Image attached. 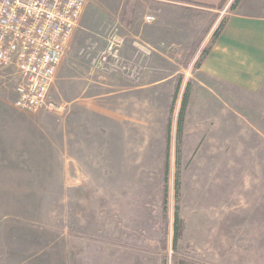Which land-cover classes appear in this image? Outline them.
Returning a JSON list of instances; mask_svg holds the SVG:
<instances>
[{
	"label": "crops",
	"instance_id": "obj_1",
	"mask_svg": "<svg viewBox=\"0 0 264 264\" xmlns=\"http://www.w3.org/2000/svg\"><path fill=\"white\" fill-rule=\"evenodd\" d=\"M148 1L156 6L150 7L156 23L142 24L140 34L129 33L124 39L129 48L125 57H130L126 61L140 70L139 78L133 81L117 74L111 81L107 77L111 72L88 62L87 67H81L80 57L101 54L88 46L87 18L82 13L56 71L63 90L69 84L76 86L77 95L67 104L75 103L77 118L32 116L14 106L12 85H0L1 191L14 188L12 183H19L20 189H37L38 184L49 182L47 175L56 173L66 191L62 204L70 199L77 205L93 204L100 183H70L69 174L81 170L71 167L68 159L93 158L100 152L101 129L92 106L97 86L107 85L109 96L124 97L127 108L137 106L142 131L148 129L150 109L159 111L165 146L164 117L169 113L178 71L165 74L163 57H182L181 49L196 38V31L184 36V22L176 19L214 13L226 0ZM81 93L85 94L84 103L78 100ZM169 142L168 171L173 168L176 173L178 167L180 192L194 205L203 206L205 221L219 216L218 208L223 221L228 220L234 215L231 207H236V230L215 233L206 243L212 247L215 238L222 252L224 246L231 247L229 254L235 258L229 257L230 264H264V0H239L222 20L190 78L180 81L172 106ZM54 158L59 159L56 166L52 165ZM87 172L96 173L97 169L92 166ZM73 189H77L76 195Z\"/></svg>",
	"mask_w": 264,
	"mask_h": 264
},
{
	"label": "rangeland",
	"instance_id": "obj_2",
	"mask_svg": "<svg viewBox=\"0 0 264 264\" xmlns=\"http://www.w3.org/2000/svg\"><path fill=\"white\" fill-rule=\"evenodd\" d=\"M233 1L226 0L216 12L198 18L191 15L190 19L182 16L179 20L177 17L178 22H184L181 33L188 36L196 31V38L181 49L182 57H163L165 74L178 71L176 84L187 81L198 67L202 52L209 48L214 31L231 11ZM150 7L156 6L148 0H86L83 14L87 18L88 46L99 55L109 39H118L119 59L126 61L130 58L125 57L129 53L125 47L126 35L140 34L142 24L157 21ZM148 15L155 20L147 23L144 18ZM194 54L196 57H192ZM98 58L80 57L81 67L89 63L91 67L111 72L107 75L111 81L115 74L132 81L139 78L138 67V75L129 78L116 69L95 67L94 61ZM101 82L106 83L105 79ZM0 85L9 87L11 83L1 79ZM96 93L92 106L96 111L94 120L101 129L100 152L93 158L80 156L68 160L71 167L78 166L81 170L78 174L70 173L69 182L95 180L100 183L98 196L91 205H77L72 199L62 204V193L66 191L62 189L61 175L56 173L47 175L49 182L38 184L37 189H20L19 183H12L14 188L0 190V264H230L229 257L235 258L229 254L232 248L224 246L222 252L215 238L212 247L206 238L224 230H236V207H231L234 215L223 221L221 210L213 205L214 210L218 208L219 216L213 215L211 221H205L203 206L194 205L180 189L176 197V167V173L171 168L167 174V205L163 216L161 113L150 109L148 129L142 131L137 106L127 108L124 97L109 96L107 85L97 86ZM49 95L56 110L23 112L38 118L78 117L75 103L67 104L68 99L77 95L75 85L69 84L63 90L60 77L55 74ZM80 95L78 100L84 103L85 94ZM165 118L166 124L168 119L172 120V110L164 122ZM52 162L56 166L59 159L54 158ZM92 166L97 169L96 173L87 172ZM72 191L77 194V189ZM81 200L84 201L83 197ZM176 207L180 224L174 245Z\"/></svg>",
	"mask_w": 264,
	"mask_h": 264
},
{
	"label": "built area",
	"instance_id": "obj_3",
	"mask_svg": "<svg viewBox=\"0 0 264 264\" xmlns=\"http://www.w3.org/2000/svg\"><path fill=\"white\" fill-rule=\"evenodd\" d=\"M85 5L86 0H0V78L11 83L18 110L57 109L49 90ZM118 52V41L109 39L95 67L136 77L137 67L120 61Z\"/></svg>",
	"mask_w": 264,
	"mask_h": 264
},
{
	"label": "trees",
	"instance_id": "obj_4",
	"mask_svg": "<svg viewBox=\"0 0 264 264\" xmlns=\"http://www.w3.org/2000/svg\"><path fill=\"white\" fill-rule=\"evenodd\" d=\"M239 0H234L233 4L231 6V10H233L235 8V6L238 4ZM221 27V23L219 24L218 28L214 31L212 39H214L218 32L219 29ZM207 52V49H205L202 54H201V59L203 58V56H205ZM178 86L179 83L176 84L175 86V91L174 94L172 96V101L169 105V111L172 110V106H173V101L175 99V95L177 93L178 90ZM185 100V99H184ZM183 100V101H184ZM182 118H183V107L180 111L179 117H178V122L179 124H181L182 122ZM169 119L167 120V124H166V129H165V146H164V162H163V195H162V215L165 216V212H166V205H167V174H168V150H169V135H170V127H169ZM179 188H180V183H179V174L176 173V177H175V184H174V189H175V193H176V197L178 196V192H179ZM178 209L176 207L175 213H174V237H173V243L175 245V241L177 240L178 236H179V224H180V218L178 216Z\"/></svg>",
	"mask_w": 264,
	"mask_h": 264
}]
</instances>
